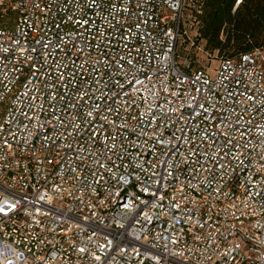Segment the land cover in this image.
I'll use <instances>...</instances> for the list:
<instances>
[{
    "label": "built area",
    "instance_id": "1",
    "mask_svg": "<svg viewBox=\"0 0 264 264\" xmlns=\"http://www.w3.org/2000/svg\"><path fill=\"white\" fill-rule=\"evenodd\" d=\"M202 3L0 0V264H264V48Z\"/></svg>",
    "mask_w": 264,
    "mask_h": 264
},
{
    "label": "trees",
    "instance_id": "2",
    "mask_svg": "<svg viewBox=\"0 0 264 264\" xmlns=\"http://www.w3.org/2000/svg\"><path fill=\"white\" fill-rule=\"evenodd\" d=\"M236 2L203 0L195 22L198 41L206 40L207 49L226 57L264 48V0H242L238 6Z\"/></svg>",
    "mask_w": 264,
    "mask_h": 264
},
{
    "label": "rangeland",
    "instance_id": "3",
    "mask_svg": "<svg viewBox=\"0 0 264 264\" xmlns=\"http://www.w3.org/2000/svg\"><path fill=\"white\" fill-rule=\"evenodd\" d=\"M191 27L189 29V35L191 37H195V27H197V24L195 26V20L194 17L191 18V23H190ZM222 37H224V35H222ZM187 43V42H186ZM184 43L181 46V53L184 54V47L185 44ZM191 55H193V57L197 58L198 61H200L201 63H205V64H210V65H215L217 63V60L219 57H221V53L218 50H209L206 47V40L204 41L203 39L199 40L198 46L194 47L190 50Z\"/></svg>",
    "mask_w": 264,
    "mask_h": 264
}]
</instances>
